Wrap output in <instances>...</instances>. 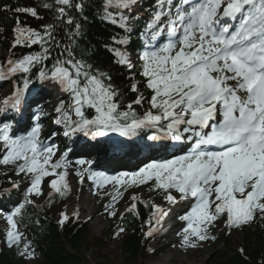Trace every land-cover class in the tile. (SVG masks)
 <instances>
[{"label": "snow or ice", "instance_id": "obj_1", "mask_svg": "<svg viewBox=\"0 0 264 264\" xmlns=\"http://www.w3.org/2000/svg\"><path fill=\"white\" fill-rule=\"evenodd\" d=\"M136 3L102 0L101 20L122 33L112 37L118 47L110 51L115 62L129 71L136 67L128 51L131 12ZM42 7L54 14V22L38 31L22 27L17 18L12 43L13 48L39 45L40 51L8 59L6 68L0 65V81L17 75L23 81L0 101V118L13 113L25 123V134L17 135L19 122L15 116L8 121L0 119V166L11 167L28 185L23 202L6 216L9 228L5 243L9 249L15 248L22 259L35 258V250L23 238L19 225L26 206L35 205L33 197L45 195L46 178H51L47 182L49 201L54 195L64 198L71 190L68 169L72 149L61 152L59 145L42 139L41 117H50L69 140L81 135L99 140L93 147L105 153L138 152L142 147L166 151L169 145L157 143L163 140H170L173 146H187L182 155L117 176L92 171L91 161L76 160L83 169L76 172L81 182L86 174L99 187L113 185V193L108 194L110 202L104 206L109 219L118 216L120 188L149 185L150 191L162 194L168 205L192 202L190 210L178 217L185 224L178 233L185 250L215 241L212 229L218 221L223 220L228 234L264 221V0H156L151 18L136 34L143 48L138 56L139 75L151 96L146 98L140 92V82L133 76L130 90L137 95L126 105L110 72L97 68L85 53L78 52L83 25L70 10L82 14V0H44ZM11 10L41 19L36 8ZM58 24L68 28L67 43L57 39ZM35 83L52 84L63 94L52 113L40 106V88H33L31 101L26 98ZM146 99L150 107L139 114L134 105L143 107ZM33 106L38 111L25 118L24 113ZM137 137L141 138L139 142L134 140ZM11 184L14 189L20 188L15 181ZM132 201L126 212L137 219L138 203L151 209L144 236L153 237L169 210L139 201L136 196ZM60 217L61 226L70 220L66 213H60ZM73 217L79 220V212ZM124 219L119 215L121 222ZM126 231L123 223L117 224L113 239ZM239 251L244 253L242 248ZM147 253L157 254L153 248ZM258 264H264V257Z\"/></svg>", "mask_w": 264, "mask_h": 264}, {"label": "trees", "instance_id": "obj_2", "mask_svg": "<svg viewBox=\"0 0 264 264\" xmlns=\"http://www.w3.org/2000/svg\"><path fill=\"white\" fill-rule=\"evenodd\" d=\"M44 0H0V51H7L11 59H19L24 55L40 51L39 45H33L31 48L17 46L10 47V38L14 36V27L17 18L22 27L42 31L43 26L54 22V14L42 7ZM51 2V0H48ZM81 2V0H76ZM84 5L81 14L75 9L70 10L74 19L83 25L84 35L79 39L78 52L85 53L89 62L97 68L110 72L114 85L123 93V103L126 105L136 98V93L131 92L130 84L135 81L140 82V92L146 98H150L151 92L144 87V78L139 75L140 67L136 66L133 71L119 66L115 62V57L110 51L113 47H118L112 43V37L122 34L121 30L101 20L102 0H82ZM156 0H137L136 5L131 12V42L128 50L134 48L137 54L142 49V43L138 36L151 18L154 11ZM147 7L146 10L142 7ZM16 7L36 8L41 19L32 17L30 14H17L11 9ZM87 18L86 20L84 18ZM58 23V22H57ZM67 26L58 24L57 39L62 43H67L65 33ZM55 55V52L53 53ZM2 58H0V63ZM49 66L51 61L48 62ZM15 84H22L23 81L19 75L14 77ZM139 114H143L150 106L145 100L143 107L135 106ZM92 113L89 112V115ZM138 139L140 137H137ZM12 179L0 171V212L8 215L10 209L23 202V197L13 199L7 197L8 189L12 187ZM149 186V185H148ZM150 189V186L149 188ZM151 196L158 194L151 191ZM69 193L64 198L54 195L49 201L48 196L41 204L28 205L24 209L23 219L19 225L23 238L29 242L35 250V260L33 264H90L87 255L92 251L103 248L97 241L95 242L89 236L86 224L69 220L63 226L51 218V211L61 202L69 199ZM147 202L146 200H141ZM140 218L137 219L131 214H125L123 225L127 228L120 240L121 256L125 264H137L143 257L144 251V232L147 230V224L151 209L146 208L144 203H138ZM233 231L241 234V240L232 243L228 239V231L223 229V241L220 250L216 251L214 260L207 264H258L264 257V222L258 221L250 227L245 226L242 229ZM102 243V241H99ZM244 249L242 254L239 250ZM96 264H106L102 259ZM0 264H27L25 259L18 256L17 251L9 249L3 241L0 231Z\"/></svg>", "mask_w": 264, "mask_h": 264}, {"label": "rangeland", "instance_id": "obj_3", "mask_svg": "<svg viewBox=\"0 0 264 264\" xmlns=\"http://www.w3.org/2000/svg\"><path fill=\"white\" fill-rule=\"evenodd\" d=\"M2 56L4 57V59L7 58V53L2 54ZM131 58L133 60L134 57L131 56ZM133 62H134V60H133ZM9 84H10V82L0 81V101H2L4 98H6L12 94L15 85L12 86L11 84L10 85ZM44 86H46V85L38 86L42 90V92H44V90H43ZM38 87H36V88H38ZM49 88L50 87H48V89ZM56 93H57V91H53L52 93H50V94L48 93L47 96H45V97H48L50 99V104L49 105L46 104V106H43L42 108L48 113H52L53 106L56 105L58 99L60 98L58 96L55 97ZM29 97H32V96H29ZM29 97H27V99H29ZM36 111H38V109H36ZM31 114L32 113H30V112H25L24 117L26 118ZM46 119L49 120L50 117L46 118ZM44 120L45 119H40V121H39L40 123L43 124L42 139H46L47 142L56 144L57 141L53 138L58 137L59 130L54 131L55 133H57V135L51 136L50 134L53 132L50 131L47 133L49 128L48 129L46 128V125L44 124L45 122H43ZM36 122L37 121L35 119L32 120L33 124H35ZM65 146L69 147V141H67ZM0 154H2V149L0 151ZM83 155L84 154H75L73 152L72 154H69V159L75 158V160L86 159L87 161H91L92 162V171L99 172V173L103 174V172H102V169H104L103 165L97 169L95 166H93L95 159L92 157L84 158ZM170 158H172V157L170 156ZM146 164L147 163H144L141 167H139L135 170H133V168L129 167L127 172L139 171V169L144 167ZM0 167L2 169H5L6 171L7 170L10 171L8 176L12 177L13 181L20 184V191L17 194H23L25 191V188L28 186L27 181L24 180L22 176H16L13 173V169L11 167H8V168H5L4 166H0ZM84 167H87V165H85ZM77 171H83L82 167L81 166H72V167H69V169H68L69 175L71 173H74L76 175ZM50 179L51 178H46L44 185H43V190L45 192V195L41 196L39 198L33 197V199L35 200V203L39 204V203L43 202L44 198L47 197V193L51 191L47 186V182ZM73 180H74V182L69 184L70 189H71L70 191L73 195V198L69 199L67 202L61 203L59 206H57L51 212V217L55 221L56 220L59 221V219L61 218L60 213H66L70 218H74L73 214L78 211L79 212V220L78 221L79 222H85L88 220L87 219L88 215L87 214L82 215V213L79 209L80 205L85 206V205H92L95 203V208L97 210V208L105 206L106 204H108L110 202V197L108 194L113 193V191H114L113 185L107 184V185H104L103 187H99L93 180L87 179L86 174H85V178L83 179V182H81V178L77 175L75 176V178ZM87 182L89 183V185L92 186V189L90 191L83 190V187H85V186H82V185H84ZM145 191L146 190L144 189V190L138 191V193H136V194L135 193H129L128 195H124L122 188H120V192L122 193V196L118 197L119 202L116 204V207L119 210L117 218H112V219L108 218V220L106 222H104V224L97 226L98 228L94 227L91 222L86 223V227L88 229L90 238L92 240H94L95 242L97 241L99 244L104 245V246H102L103 248H100L99 250H96V251H92L91 254L87 255L90 264H96L97 261H98V263H100L99 260H101V259L103 261H105L106 264H125L124 260L121 256V251L119 248L120 247V239L122 238V236L120 238L113 239V234L116 231V226L118 224L119 215H122L123 213L126 212V209L133 202L132 197L136 196V197L143 198V197H145ZM190 202L191 201H188L187 204H190ZM152 203H155L156 205H160L161 207L164 206V208L167 210L173 209L174 214L172 216H174V218L177 217L175 223L179 226V231H176V244H177V247H181L180 243H179L180 236L178 235V233H180V231L185 226V224H184V222L180 221L178 219V217L187 212L185 209V206H181L183 201L172 206V205H168L164 201L163 196H161V197H155L152 200ZM61 209H63L65 212H62L63 210H61ZM217 223H218V226L212 229L213 234L217 236V239L215 241H209L198 249L185 250L182 248L183 252L180 251L175 256L176 262H178L180 260V262L182 264H207L208 262L214 260L213 257H214V255H216L215 252L221 249L222 241H223V239L221 238L222 229L224 228L223 227V221L221 220V221H218ZM8 228H9V226L7 224L6 216L0 215V229L4 230L5 239H6V232H7ZM227 237H228V239H230L232 241V243H237V242H240V240H241V234H239L237 232L236 233L231 232V234L228 235ZM99 241H102V243H100ZM147 245H148V243L146 242V244H144L143 257H142V259L139 260V262L137 264H143L146 262L147 259L145 257H146ZM33 263H34L33 260L27 261V264H33Z\"/></svg>", "mask_w": 264, "mask_h": 264}, {"label": "bare ground", "instance_id": "obj_4", "mask_svg": "<svg viewBox=\"0 0 264 264\" xmlns=\"http://www.w3.org/2000/svg\"><path fill=\"white\" fill-rule=\"evenodd\" d=\"M54 88H56V90H58V88L53 85V89L49 88V89L44 90V92L47 94L48 93L50 94L53 91H56ZM44 92H41L42 99L45 98ZM55 97H57V95ZM29 99H32V98H29ZM36 109L37 108H35L33 106V108L31 110L26 111V112L32 113V112H35ZM98 143H100L99 140H97V142H95V145H97ZM80 147H83V146H80ZM108 152L105 153V155L108 154ZM76 154H80V153H76ZM69 160L71 162L70 167L79 166V165H76L75 158H71ZM84 160H86V159H84ZM98 164H102V163L98 162ZM125 165H127V164H125ZM128 167H130V166H128ZM121 169L122 168H118V170H116L115 172L117 173ZM75 176L76 175L74 173H71L68 176V183L69 184L74 182L73 179L75 178ZM82 186H85V187H83V190H85V191H90L92 189V186L89 185L88 182ZM187 203L188 202H183L181 204V206H185V209L187 211H189L192 202H190V204H187ZM162 207L164 208V206H162ZM79 209H80L82 215H84V214L88 215V217H87L88 220H89V218H91L90 222L96 228H98L97 226L104 224V222H106L108 220L107 213L105 211L104 206L99 207L96 210L95 203H94L92 205H85V206L80 205ZM61 210H63V209H61ZM62 212H65V211L63 210ZM173 214H174L173 209L169 210V215L165 218V221L163 223L162 228L158 231L157 234L155 233L153 237L148 238V240H147L148 245L146 247V257H145L147 260L143 264H182L180 262V260L178 262H176V257H175L178 252H180V251L183 252V250L181 247H177V244H176V231H177L178 227L175 225L176 224L175 222L174 223L171 222V217ZM148 248L155 249L157 254L154 256L149 255L147 253Z\"/></svg>", "mask_w": 264, "mask_h": 264}]
</instances>
